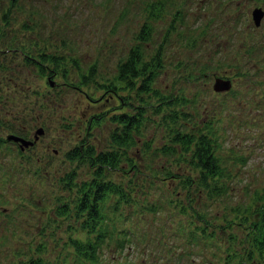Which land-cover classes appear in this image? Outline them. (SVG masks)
I'll use <instances>...</instances> for the list:
<instances>
[{
  "label": "rangeland",
  "instance_id": "374dc122",
  "mask_svg": "<svg viewBox=\"0 0 264 264\" xmlns=\"http://www.w3.org/2000/svg\"><path fill=\"white\" fill-rule=\"evenodd\" d=\"M21 2L11 8L9 0H0V137L4 140L0 160L7 164L5 173L0 170L4 179L0 182V196L4 197L0 264H27L38 257L43 264H76L68 240L84 239L85 233L73 212L50 225L45 222L54 219L52 211L58 204L72 206L75 185L91 177L86 162H71L65 153L76 146L107 150L116 125L112 115L126 112L133 116L142 107L145 113L139 130L145 139L159 146L168 140L171 124L164 122L162 113L155 114L159 106L153 103L158 102L150 94L138 93V82L134 88L114 86L116 65L137 43L135 36L144 21L152 27L144 57L160 44L163 48L154 88L178 98V111L189 118L180 119L187 132H197L204 121L215 120V136L233 177L226 178L232 188L228 202L248 209L249 225L264 217L260 214L264 211V65L258 64L264 63V16L256 26L250 14L255 6L264 10V0H170L157 17L149 15L148 0H58V13L48 3L49 11L42 15L27 11L28 1ZM7 8L4 23L2 13ZM24 23L29 25L27 29ZM249 42L255 45L257 55L252 56L259 59L257 63H249L241 49V44ZM40 52L56 57L44 63L42 70L30 59H38ZM93 61L97 63L95 81L79 83V71ZM242 64L251 67L250 73L258 70L249 80L262 83L253 86L246 78L240 79L236 73ZM199 65L209 69L196 80L192 75ZM217 77L230 79V89L215 91L212 84ZM4 95L15 99L6 102ZM8 123L18 131L24 129L27 139L37 129L44 130L32 146L21 151L5 138ZM131 134L141 141L134 131ZM134 152L129 156L146 173L143 155L135 145ZM123 167L128 171L125 163ZM67 175L70 183L65 180ZM106 178L119 184L128 179L120 171ZM140 197L135 192V198ZM113 203L110 196L105 203L108 213ZM221 211L222 204L209 210L212 216ZM213 220L220 226L216 236L226 242L228 232L223 230L228 228H222V219ZM243 223L230 230L239 246H247L251 238ZM39 244L43 247L37 254Z\"/></svg>",
  "mask_w": 264,
  "mask_h": 264
},
{
  "label": "trees",
  "instance_id": "16d2710c",
  "mask_svg": "<svg viewBox=\"0 0 264 264\" xmlns=\"http://www.w3.org/2000/svg\"><path fill=\"white\" fill-rule=\"evenodd\" d=\"M9 1L11 8L22 3L21 1H28L27 11L39 15L49 11V3L52 10L58 13V0ZM168 1L170 0H148L145 6L149 15L160 16ZM8 8L2 13L4 23L7 21ZM179 18L182 20L183 16ZM22 26L25 29L29 27L27 23ZM140 27L135 36L137 43L130 48L126 58L116 65L114 86L121 89L134 88L138 82L136 91L150 94L158 102L153 103L155 107L159 106L154 109L155 114L162 113L164 122L171 124L167 130L168 140L159 146L152 139H145L139 130L145 113L142 107H137L138 112L133 116L126 112L112 115L110 119L116 125L109 134L107 150L95 152L91 147L76 146L65 153V158L71 162H86L91 170V177L75 185L77 196L72 206L65 202L58 204L52 211L54 219H47L45 224L50 225L58 217H66L73 212L75 220L80 222V230L85 233L84 239L68 240L76 255V264H264V217L261 216L258 222L249 225L246 221L248 209L242 210V204L228 202L232 188L227 180L233 177L227 170L226 156L220 150L215 136V120L204 121L202 128L196 129L197 132H187L181 126V117L189 118L186 112L178 111V98L154 88L162 68V44L152 54L144 57L152 27L147 21ZM241 49H244L249 63L258 62L259 59L252 56L257 55L254 43L241 44ZM37 58L30 59L39 66V70L43 69L44 63L56 60V57L44 52H40ZM96 66L97 63L93 61L79 71V83L95 81ZM77 67L80 70V64ZM250 68L246 69L243 65L236 74L241 76L240 79L246 78L254 86L261 81L249 80L258 72L256 70L250 73ZM207 69V65L196 66L197 73L191 75L197 80L203 77ZM14 99L10 95L3 96L6 102ZM180 100L182 103L186 102L184 97H180ZM194 101L198 103L197 99ZM153 105L148 106L153 108ZM5 130L8 131L7 134L25 137L24 129L18 131L12 123H8ZM132 131L141 141L133 138ZM9 141L15 143L13 140ZM3 142L0 137V153ZM134 145L140 155H143L141 161L146 166V173H142V166L139 167L138 161L129 156L135 154ZM124 163L128 171L123 167ZM6 167V162L1 159L0 170L4 172ZM119 171L121 176L128 178L125 184L106 178L107 174ZM3 180L0 177L1 183ZM65 180L70 183L71 176L67 175ZM135 192L140 193L141 199L135 198ZM110 196L114 203L112 211L108 213L105 203ZM3 200L4 197L0 196V205ZM219 204L223 205L221 215L212 216L209 210ZM260 214H264V211ZM213 218L222 219V228H228L223 230L228 232L224 243L216 236L220 226ZM242 222V225L247 226V234L251 237L247 246H239L237 236L230 231L238 228ZM45 224L43 228L46 227ZM41 234L45 235L44 231ZM42 247L39 244L35 252L38 254ZM27 264L43 262L38 257L29 260Z\"/></svg>",
  "mask_w": 264,
  "mask_h": 264
},
{
  "label": "water",
  "instance_id": "95a60500",
  "mask_svg": "<svg viewBox=\"0 0 264 264\" xmlns=\"http://www.w3.org/2000/svg\"><path fill=\"white\" fill-rule=\"evenodd\" d=\"M252 19H253V22L255 23L256 26L259 25V20L263 14V11L260 10L259 8H255L252 10ZM230 85H231V81L230 79H227V78H223V77H217L214 79V82L212 84V88L215 90V91H222V90H228L230 89ZM43 128H39L37 129L35 132H34V135H33V139L34 140H29V139H25V138H21V137H18L14 134H8L6 135V139L7 140H13V141H16L19 143V147L20 149H22L23 147H27V146H31L33 145V142L36 140V138L38 137L39 134H42L43 133Z\"/></svg>",
  "mask_w": 264,
  "mask_h": 264
},
{
  "label": "flooded vegetation",
  "instance_id": "af4514ba",
  "mask_svg": "<svg viewBox=\"0 0 264 264\" xmlns=\"http://www.w3.org/2000/svg\"><path fill=\"white\" fill-rule=\"evenodd\" d=\"M255 8H259L260 10L263 11V14H262V16H261V18H262V17L264 16V10L262 9V7H259V6H255V7H253V8L250 10V11H251V13H250V14H251V17H252V12H253L252 10L255 9ZM261 18H260V20H261ZM260 20H259V22H260ZM259 24H260V23H259ZM254 25H255V24H254Z\"/></svg>",
  "mask_w": 264,
  "mask_h": 264
}]
</instances>
